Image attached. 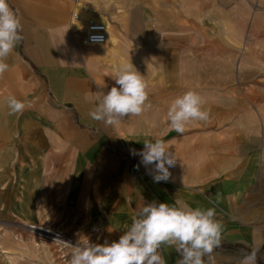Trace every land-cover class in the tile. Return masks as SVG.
Here are the masks:
<instances>
[{
    "label": "rangeland",
    "instance_id": "rangeland-1",
    "mask_svg": "<svg viewBox=\"0 0 264 264\" xmlns=\"http://www.w3.org/2000/svg\"><path fill=\"white\" fill-rule=\"evenodd\" d=\"M241 12L245 16V22L241 23L242 34H235L233 24L227 25L226 34L239 36L247 48L244 51L231 50L221 41V36H168L161 42L164 46L158 42L155 46L144 45L140 54L152 57V71L148 78L143 67L139 72L148 85L152 108L141 116L126 117L116 126L105 125L108 133L120 142L118 140V145L114 146L110 138H106L102 150L104 156L118 155L121 160L128 161L130 171L152 174L154 165H143L141 158L130 153L119 135L120 130L127 131L133 126L141 134L143 148L145 141L154 142L157 137L169 142L177 158L175 166L169 169L170 177L178 180L186 173L198 178L207 175L218 178L228 172L226 169L243 165L249 155L261 153L253 183L257 191H246L244 204L248 211H257V217L245 223L264 230V143L259 139L249 141L248 138L254 136L252 127L241 126L248 123L247 114L254 112L264 128V102L261 110L260 105L249 100L264 95V0H252ZM163 47L165 50L159 51ZM175 48L180 51L173 50ZM71 51V58L85 62L77 46L71 44ZM248 51L257 65L255 68L241 65L239 69L238 56L245 57ZM229 53L232 57L227 59ZM22 66L24 77L32 83L29 86L36 103L58 110L57 119L68 117L76 129L88 128L95 134L101 130L80 120L76 102L57 103L43 81L38 85L35 69ZM87 70L88 76L97 78L96 82L88 79L91 94L81 99L90 109V104L95 106L97 97L106 94L115 86V81L113 72L97 71L91 66ZM189 90L204 98L203 108L209 112V119L191 122L181 135L169 128L166 113L171 101ZM8 112L7 103L0 100V264H70L72 248L40 238L30 231L28 226L32 224L60 231L81 245L86 241L93 244L117 241V233L110 223L111 212H102L99 207L95 210V206L88 209L86 205L92 190L88 185L90 164L77 172L79 164L74 159L58 163L49 161L42 169L40 183L36 167L41 149L28 131L20 127L16 130L15 115ZM241 117H246L243 123ZM51 149L55 150L50 147L46 154ZM76 175L77 183L72 186ZM223 248L235 252L242 250L246 255L252 251L242 244L220 245L215 249ZM161 251L165 264L176 263L173 247L162 245ZM258 254L261 255H257L259 264H264V245Z\"/></svg>",
    "mask_w": 264,
    "mask_h": 264
},
{
    "label": "crops",
    "instance_id": "crops-1",
    "mask_svg": "<svg viewBox=\"0 0 264 264\" xmlns=\"http://www.w3.org/2000/svg\"><path fill=\"white\" fill-rule=\"evenodd\" d=\"M23 26V40L15 47L6 59L9 70L0 77V100L7 103L9 96L28 104L26 109L15 115L16 130L25 129L31 134L41 149L37 156V171L41 183L43 167L51 162L75 160L79 170L90 164L88 185L92 190L87 198L88 209L95 206L102 212H111L112 222L117 233V241L131 224V218L139 207L153 201L177 205V202L195 208H215V218L222 222L223 233L220 245L242 244L249 249L259 250L264 245V230L249 226L245 222L257 217V211L245 208V192L257 191L253 185L257 175L260 154L248 156L243 165L226 169L228 172L218 178L206 176L198 178L193 173H186L180 179L169 178L159 183L147 172L130 171L128 161L113 155H103V141L110 138L111 144L117 146L119 139L110 135L105 124L93 120L89 112L94 105H87L81 99L91 94L88 79L93 78L87 67L103 72H113L124 63H132L139 71L144 68L148 78L151 74V56L141 55L144 45L155 46L168 36L181 37L195 35L200 38L221 36V41L235 52L247 48L239 39L241 23L245 16L241 15L246 4L252 0H7ZM79 19L69 24L71 10L74 8ZM234 12V16H232ZM101 21L107 27V40L100 45L79 46V37L83 34L87 21ZM237 32L226 34L227 25ZM72 28V29H71ZM144 43V44H143ZM71 44L78 47L82 62L71 58ZM165 50V47L159 51ZM180 51V49H173ZM204 50V48L202 49ZM71 55V56H70ZM251 53L238 56L241 65L255 68L256 63ZM232 57L229 53L227 59ZM21 62V63H20ZM24 64V65H23ZM35 69L38 85L41 81L48 87L54 100L63 104L74 101L80 110V120L93 127L101 128L97 134L88 128H78L69 123L68 117L57 119L58 110H50L36 103L30 83L23 74L21 66ZM22 66V67H23ZM91 76V77H90ZM250 102L260 105L264 95L249 98ZM84 111V112H83ZM67 116V114H66ZM82 116V117H81ZM262 116V112H261ZM248 123L241 126L252 127L253 137L249 141L260 140L264 143V128L258 123L254 112L247 114ZM241 117L240 121L243 123ZM58 120V121H57ZM246 120V121H247ZM262 120V119H261ZM245 121V122H246ZM245 125V126H244ZM25 127V128H24ZM138 129V127H137ZM250 129V128H249ZM103 130V131H102ZM131 126L129 130H120L119 135L130 149L141 151V134ZM119 140V142H118ZM50 147V152L46 151ZM259 156V157H258ZM16 162L18 159L16 158ZM33 161V157L31 158ZM74 178V186L77 183ZM23 179V178H22ZM41 185V184H40ZM41 187V186H40ZM71 190V189H70ZM245 203V204H244ZM255 208L256 205H253ZM109 223V224H110ZM178 264L179 254L176 253ZM162 253V251H161ZM244 251L238 252L223 248L213 251L214 264H241ZM257 255L261 257L260 254ZM205 264H210L204 257ZM256 264H259L258 256Z\"/></svg>",
    "mask_w": 264,
    "mask_h": 264
},
{
    "label": "clouds",
    "instance_id": "clouds-1",
    "mask_svg": "<svg viewBox=\"0 0 264 264\" xmlns=\"http://www.w3.org/2000/svg\"><path fill=\"white\" fill-rule=\"evenodd\" d=\"M23 26L17 13L7 0H0V77L9 70L6 59L23 40ZM94 41L103 37H93ZM112 79L115 86L101 93L89 116L106 126H116L126 117L141 116L152 108L148 85L144 76L130 63L117 68ZM118 86V87H117ZM204 98L189 90L174 98L167 110L166 121L171 130L183 134L193 121L206 122L209 112L204 110ZM28 104L15 96L7 98L9 115L22 113ZM141 151L130 149V153L141 158L146 167L154 165L153 180L168 181L177 158L169 142L157 137L145 141ZM169 205L155 201L139 207L131 218V224L118 241L110 244L72 245L70 264H165L161 246L174 247L180 259L178 264H205L207 256L214 264L212 253L221 244L223 224L215 218V208H195L187 204ZM257 249L245 255L241 264H256Z\"/></svg>",
    "mask_w": 264,
    "mask_h": 264
},
{
    "label": "built area",
    "instance_id": "built-area-1",
    "mask_svg": "<svg viewBox=\"0 0 264 264\" xmlns=\"http://www.w3.org/2000/svg\"><path fill=\"white\" fill-rule=\"evenodd\" d=\"M76 19H79V17L74 5L69 17V24L71 27L73 26V23L76 21ZM107 30L108 27L104 22L92 20L87 21L83 34L78 38L79 46H93L103 44L107 40ZM93 37H103V39L94 41L92 39Z\"/></svg>",
    "mask_w": 264,
    "mask_h": 264
},
{
    "label": "bare ground",
    "instance_id": "bare-ground-1",
    "mask_svg": "<svg viewBox=\"0 0 264 264\" xmlns=\"http://www.w3.org/2000/svg\"><path fill=\"white\" fill-rule=\"evenodd\" d=\"M30 231L36 235H39V237H43L42 239L44 240H52L54 242H56L57 244L67 246V247H71L70 245H65L63 242L61 241H66L71 243L72 245H76L78 244L77 242H75L73 239L67 238L65 237L62 232L57 231V230H53L50 229L48 227H44L42 225H38V224H32L28 226ZM40 237V238H41ZM57 239H60L61 241H56ZM43 244H45L44 241H42Z\"/></svg>",
    "mask_w": 264,
    "mask_h": 264
}]
</instances>
